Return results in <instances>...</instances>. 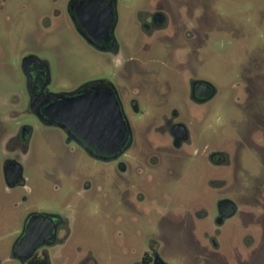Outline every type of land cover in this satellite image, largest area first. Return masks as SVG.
Returning <instances> with one entry per match:
<instances>
[{
    "label": "rangeland",
    "instance_id": "obj_1",
    "mask_svg": "<svg viewBox=\"0 0 264 264\" xmlns=\"http://www.w3.org/2000/svg\"><path fill=\"white\" fill-rule=\"evenodd\" d=\"M200 1L207 4L208 24L218 12L223 29L218 62L193 67L197 76L211 77L224 89L212 103L214 114L206 124L227 135L235 134L240 143L250 139L252 130L264 127V0ZM58 6L65 7L64 0ZM49 7L50 0H0V130L19 121L34 126L32 146L23 160L26 185L9 192L0 162L2 264H23L11 250L21 235L24 218L32 212L70 220L66 240L47 248L52 264H138L152 246L166 264H249L238 259L243 250L239 240L233 242L238 254L235 262L206 245L190 211L192 200L199 196L200 179L193 172L187 174L180 153L175 158L161 155L155 186L142 182L144 190H149L148 200L141 201L129 186L128 179L137 180L141 162L152 153L147 135L159 122L158 115L168 104L181 106L186 102L187 84L159 81L154 78L156 68L153 70L149 63L142 66L140 60L129 57L119 61L95 50L65 16L54 23L52 31L41 29L38 17ZM123 11L125 27L129 17ZM226 37L233 41L227 42ZM30 49H39L51 58L57 56L59 65L53 66L49 85L53 93L94 82L118 91L134 134L133 145L124 156L129 163L127 175L120 174L116 161L107 163L91 157L58 129L44 127L28 115L29 97L20 61ZM142 53L133 54L142 57ZM243 79H247L252 93L241 101L232 88ZM136 99L141 101L140 112L132 107ZM239 151L230 194L237 201H252L264 181V154ZM250 154L254 158L246 159ZM85 178H89L88 183ZM152 197L157 204H151ZM236 217L241 225L235 235L246 228L248 220L255 217L261 222L263 239L256 261L250 264H264V210H243Z\"/></svg>",
    "mask_w": 264,
    "mask_h": 264
},
{
    "label": "flooded vegetation",
    "instance_id": "obj_2",
    "mask_svg": "<svg viewBox=\"0 0 264 264\" xmlns=\"http://www.w3.org/2000/svg\"><path fill=\"white\" fill-rule=\"evenodd\" d=\"M59 2L61 0H50L51 7L38 17L41 29L52 31L54 23L65 16L74 31L95 50L109 54L119 61H126L129 57L140 60L142 66L149 63L153 70L156 68L154 78L159 81L169 83L183 81L187 84L186 102L181 106L168 104V108L158 115L160 120L153 126L151 134L147 135L152 153L141 162L137 180L128 179L135 196L141 201L148 200L146 192L149 190L146 188L144 190L142 182L148 183L150 187L155 186L159 179L161 155L167 154L169 158H175L176 154L180 153L187 165V174L191 176L193 172L196 174L195 178L200 179L199 196L192 200L190 211L206 245L225 255L230 262H235L238 254L235 255L237 247L233 242L239 240L243 253L239 252L238 259H244L249 264L255 262L259 254V244L263 239V226L254 217L247 221L246 228H241L235 235L238 226L241 225L240 219L236 216L243 210H264V181L259 186L258 195L252 201H237L230 191L235 178V163L239 157V150L264 154V127L252 130L249 133L250 139L238 143L235 134L227 135L225 131L214 128L213 124H206L209 115L214 114L211 113L212 103L224 89L211 77L197 76L193 70V67L198 65L205 66L207 63L218 62L216 54L223 41L222 22L218 12H215V18L208 24V7L200 0H64L63 8L58 6ZM122 11L129 17L128 26L125 27L122 26ZM224 40L233 41L228 37ZM137 51L143 52L144 55L141 57L133 54ZM128 52L130 53L127 54ZM57 65L59 62L56 55L51 58L49 55H43L39 49H30L21 57L20 68L29 97L28 115L36 118L44 127L58 129L65 138H70L71 143H78L91 157L107 163L116 161L120 174L127 175L129 163L124 156L133 145L134 134L118 91L109 85L94 82L118 93L128 123L129 140L119 156L112 159L95 157L80 144L73 133L68 132L60 124L52 123L46 115L42 100L45 95L53 94L49 91V85L53 81V66ZM238 67L241 68V65ZM246 80H239L232 88L241 101L252 93ZM36 103H40L37 108ZM132 107L135 112L142 111L141 101L134 100ZM33 135L34 126L24 121H19L13 127L7 124L2 131L0 130L2 174L11 193H14V187L26 185L23 160L31 149ZM245 157L254 158L253 154ZM15 174L18 178L11 182L8 178L14 177ZM85 180L89 182V178ZM150 202L152 205L157 204L153 197ZM232 207L235 212L229 215ZM35 213L32 212L24 218L21 235L11 250L23 264L34 255L48 252L49 246L64 242L71 230L69 218L59 215L60 221L56 220L57 225L52 236L46 234L45 228L37 230L35 237L40 239V246L32 256L25 259L17 252V245ZM144 257L150 258L154 264L158 258L155 248L152 246L149 251H145L138 264H142ZM2 262L0 257V264Z\"/></svg>",
    "mask_w": 264,
    "mask_h": 264
},
{
    "label": "water",
    "instance_id": "obj_3",
    "mask_svg": "<svg viewBox=\"0 0 264 264\" xmlns=\"http://www.w3.org/2000/svg\"><path fill=\"white\" fill-rule=\"evenodd\" d=\"M85 87L45 95L42 102L46 115L52 123L60 124L68 132L73 133L91 155L106 159L115 158L122 153L130 137L118 93L100 83H91ZM39 106L40 103L35 104V108ZM17 178L18 175L15 174L8 179L14 182ZM234 212L235 209L232 207L229 215ZM57 219L60 221V218L53 214L43 212L33 214L25 234L17 245V252L25 259L32 256L40 246V239L35 237L37 230L45 228L46 234L52 236ZM154 264L166 263L156 258Z\"/></svg>",
    "mask_w": 264,
    "mask_h": 264
},
{
    "label": "trees",
    "instance_id": "obj_4",
    "mask_svg": "<svg viewBox=\"0 0 264 264\" xmlns=\"http://www.w3.org/2000/svg\"><path fill=\"white\" fill-rule=\"evenodd\" d=\"M26 264H52V260L48 252H43L42 254L34 255ZM142 264H152V260L144 257Z\"/></svg>",
    "mask_w": 264,
    "mask_h": 264
}]
</instances>
